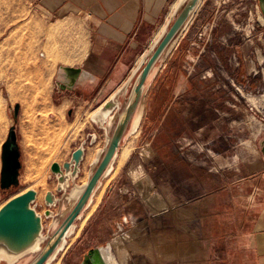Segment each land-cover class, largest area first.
Wrapping results in <instances>:
<instances>
[{
    "label": "rangeland",
    "instance_id": "rangeland-1",
    "mask_svg": "<svg viewBox=\"0 0 264 264\" xmlns=\"http://www.w3.org/2000/svg\"><path fill=\"white\" fill-rule=\"evenodd\" d=\"M42 2L0 0V142L4 144L15 125L18 143L22 145L23 164L19 185L3 190L0 157V208L20 192L35 189L38 192L36 209L44 218V234L52 235L76 200L64 198L53 206L46 205L48 191L60 198L64 196L57 192L51 165L68 161L86 140V155L77 183L89 181L107 142L106 131L90 113L108 97L102 90L92 102L85 104L82 100L80 104L66 105L65 111L55 109L67 96L73 97L74 91L62 90L57 80L66 75V66L59 63L67 53H73L68 41L76 38L61 29L66 28L69 19L47 16ZM206 7L212 10V15L222 16L223 31L240 30L236 38L241 45L253 40L257 54L251 49V59L245 61L241 50L242 57L235 58L241 69L240 78L235 81L224 69V75L219 73L207 83L202 82L203 88L193 79L192 89L186 92H179L174 73L159 75L161 67L152 72L146 82L145 113L140 126L134 127L133 118L111 172L102 179L89 204L75 220V233L68 238L69 246L50 264H80L91 248L131 231L136 220L147 225L150 236L169 233L175 243L194 250L197 240L193 235L184 234L168 214H151L129 176L131 168L140 162L158 190L171 193L176 204L190 202V220L182 222L191 233L198 235L203 249L207 248L193 260L194 264H218V257L231 254V235L238 232L239 220L255 217L261 211L264 203V63L258 56L264 55V17L259 0H208ZM177 70L175 66L174 71ZM198 76L194 77L198 80ZM170 83L172 88L167 89ZM16 105L20 106L17 118ZM113 132L114 128L110 129L108 136ZM93 134L97 139L91 143ZM148 143L155 156L144 161L141 151ZM125 150H128L127 156ZM259 161L263 167L254 165ZM118 165L119 169L114 171ZM100 193V201L92 207ZM48 209L54 212L53 217L44 216ZM77 230L78 235L71 240ZM36 255L27 254L13 264H30ZM136 258L135 264H156ZM0 264L10 263L1 261Z\"/></svg>",
    "mask_w": 264,
    "mask_h": 264
},
{
    "label": "crops",
    "instance_id": "crops-1",
    "mask_svg": "<svg viewBox=\"0 0 264 264\" xmlns=\"http://www.w3.org/2000/svg\"><path fill=\"white\" fill-rule=\"evenodd\" d=\"M180 1L43 0L46 15L69 19L66 28L61 29L66 35L76 38L68 41L72 45L68 48H72L73 53H67L59 63L66 66V75L57 80L62 90L74 91L73 97L70 99L71 96H67L69 98L60 101L55 109L61 111L66 105L80 104L82 100L85 104L92 102L102 90L108 97L107 101L119 91L141 56L162 35L168 24L173 23ZM207 1H203L185 25L174 48L165 58L164 53L155 67L163 68L159 75L174 73L179 82V92L192 89L193 79L203 88L202 82L207 83L219 73L224 75V69L235 81L240 78L241 71L240 62L235 58L242 57V49L245 61L251 59V49L253 54L256 53L253 40L244 45L239 43L236 37L240 30L227 33L222 30V16L217 13L212 15V10L206 7ZM175 66H178L176 72ZM66 68H72L73 74H67ZM197 75L198 80L194 77ZM166 88L171 89V83ZM19 146L22 154V145ZM231 237V254L218 257V264H264V203L255 217L239 220L238 232Z\"/></svg>",
    "mask_w": 264,
    "mask_h": 264
},
{
    "label": "water",
    "instance_id": "water-1",
    "mask_svg": "<svg viewBox=\"0 0 264 264\" xmlns=\"http://www.w3.org/2000/svg\"><path fill=\"white\" fill-rule=\"evenodd\" d=\"M204 0H181L173 16V23L166 27L162 35L156 42L143 54L136 68L132 71L127 82L123 84L130 87L128 100L119 113L114 132L108 136L105 147L101 152L104 156L93 176L86 184H78L77 179L81 173V166L86 155L87 141L81 144L72 152L68 161L63 164L53 162L51 170L57 179V192L66 194L74 198L81 192L75 206L65 218L60 227L46 239L44 248L40 250L30 264H46L51 255L62 243L66 233L78 219L83 209L86 207L99 179L102 177L106 168L111 163L115 153L118 151L122 139L134 118L140 103L146 95V82L152 74L160 58L171 47L176 45L178 38L182 35L185 25L195 15ZM259 6L264 17V0H259ZM66 71H73L66 68ZM121 87V88H122ZM120 88V89H121ZM118 92L114 93L100 108L95 115L96 121H104L106 113H113L117 109ZM20 106H15V118H17ZM102 126V125H101ZM103 127V126H102ZM97 139L92 135L91 143ZM21 150L18 143V133L15 125H12L7 140L2 146V171L1 188L8 190L18 186L20 183V171L22 169ZM38 192L29 189L10 198L0 208V263L6 261L10 264L15 263L23 256L33 253L32 250L44 239V218L36 209L35 201ZM61 198L53 191H48L45 195L47 206H53L60 202ZM44 216L49 218L54 216L50 209L46 210ZM109 248V242L102 246L91 248L83 258L81 264H107L101 248Z\"/></svg>",
    "mask_w": 264,
    "mask_h": 264
},
{
    "label": "bare ground",
    "instance_id": "bare-ground-1",
    "mask_svg": "<svg viewBox=\"0 0 264 264\" xmlns=\"http://www.w3.org/2000/svg\"><path fill=\"white\" fill-rule=\"evenodd\" d=\"M171 50H172V48L170 47L165 52V55L163 56V58H165L167 53L170 52ZM41 55L45 56L44 53ZM258 57H259L260 62L264 63V55L259 53ZM252 68L253 69L255 68L254 64L252 65ZM156 69L157 68H155L154 71ZM263 72H264V69H263ZM63 74L65 75V72ZM68 74L72 75L73 73H72V71H69ZM86 76H88V75H86ZM84 80H85V78H84ZM129 92L130 91H129L127 85H124V87H122L119 90L118 96H117V104H118L117 110L115 113L114 112L113 113H106L104 115L105 122L95 120L96 113L100 110L101 106L105 102H103V104H101L99 107H97V109H95L94 111H92L90 113V117L92 115V119L103 126V129L106 131L107 138H108V135H109L108 133H109L110 129L112 130L116 126L117 119L119 117V113L123 110V108H124V106L128 100ZM124 95L127 96L126 99L123 98ZM144 113H145V98L140 103L138 111L136 112V114L134 116L132 124H134L135 128H138L140 126V124L144 118ZM124 153L127 156L128 150H125ZM101 154H102V152H101ZM103 156H104V153L101 156V158H99V161L97 162V165L93 169V172L91 173L90 178L93 176L96 169L98 168ZM117 156H118V151L115 153L111 163L106 168L102 177L99 179L92 195L90 196V198L88 200L87 205L89 204V201L92 199L96 190L100 186L102 179H104L106 177V175L111 172V170L113 168V163H114L115 159L117 158ZM126 156H124V158ZM154 156H155V152H154L153 148L151 147L150 143H148L142 149L141 157L144 161H148V160L153 159ZM254 165L256 167L257 166L263 167V164L261 161L256 162V164L254 163ZM119 166L120 165H118V167L114 171H117L119 169ZM129 176L132 178L133 184L138 189V191H139L140 195L142 196L144 202L149 207L151 214H165V213L168 214V216L171 217L175 221V223H177V226L183 230L184 234L193 235V238H195L197 240L196 245H195L196 247L194 248V250L190 249L191 247L190 248L182 247L181 245H179V243H175L172 240L169 233H163V234L151 233V236H150L149 229H148L147 225L146 224H143V225L138 224V221L136 220V221H134L135 222L134 228L131 231H127V232L122 233L120 235L114 236V238L111 240V242H109L108 250L105 247L101 248L106 263L107 264H135V263H137L136 257H141V259L146 260L149 263H156V264H167V263H171V262H175V261L182 262L183 264H194L193 260L195 258H197L199 256V254H202L203 251L205 252L207 250V248L203 249V245L201 244L198 235L195 233H191L189 231V228L186 226V224H184L182 222L186 219L190 220V216H191V211H190L191 209L189 208L190 202H187V204L186 203L176 204L174 199L171 197V193L166 194L164 191L158 190L157 186L155 185V183L152 180V178L150 177V175H148L145 172V168H144L142 162H140L139 165L133 166L131 168V170L129 171ZM80 196H81V192H79L76 195V197H74V198H70L67 194H64L63 198H61V201H63L64 198H66L68 200L75 199L76 202L73 204L75 206V204L77 203ZM101 196H102V193H100L97 196L96 201L92 205V207L96 206V204L100 201ZM67 212H65V213H67ZM80 215H79V217H80ZM127 220L128 219H126L125 221L127 222ZM74 227H75V222L72 224V226L70 227V229L66 233V236L63 239L62 243L55 250V252L51 255L50 259L47 261L46 264H50L51 262H53L56 259L57 255L62 250H64L66 247L69 246L70 243L68 244V238L72 234L75 233ZM78 233H79V230H77L76 234L71 238V240H74V238H76ZM49 236L50 235L44 234V239L37 244V246L32 250V252L38 253L40 250H42L44 248L46 241H47L46 239H48Z\"/></svg>",
    "mask_w": 264,
    "mask_h": 264
},
{
    "label": "flooded vegetation",
    "instance_id": "flooded-vegetation-1",
    "mask_svg": "<svg viewBox=\"0 0 264 264\" xmlns=\"http://www.w3.org/2000/svg\"><path fill=\"white\" fill-rule=\"evenodd\" d=\"M82 214V213H81ZM79 219V218H78ZM76 223V222H75ZM108 242H110V241H108ZM85 255V254H84ZM84 255H83V258H84ZM83 258H82V260H81V262L83 261ZM81 262H80V264H81Z\"/></svg>",
    "mask_w": 264,
    "mask_h": 264
},
{
    "label": "built area",
    "instance_id": "built-area-1",
    "mask_svg": "<svg viewBox=\"0 0 264 264\" xmlns=\"http://www.w3.org/2000/svg\"><path fill=\"white\" fill-rule=\"evenodd\" d=\"M105 102H106V101H105ZM101 104H103V103H101ZM116 110H117V109H116ZM116 110H115V112H116ZM115 112H114V113H115Z\"/></svg>",
    "mask_w": 264,
    "mask_h": 264
}]
</instances>
